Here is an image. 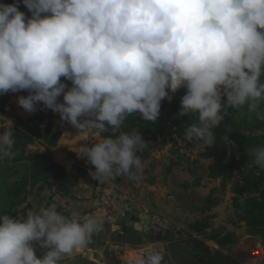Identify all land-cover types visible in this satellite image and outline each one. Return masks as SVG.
Returning <instances> with one entry per match:
<instances>
[{
	"label": "clouds",
	"instance_id": "obj_1",
	"mask_svg": "<svg viewBox=\"0 0 264 264\" xmlns=\"http://www.w3.org/2000/svg\"><path fill=\"white\" fill-rule=\"evenodd\" d=\"M19 3L0 4V95L26 90L17 99L26 112L42 102L79 135L101 137L70 147L98 182L141 179L146 143L120 129L133 114L157 121L182 88L179 116L196 118L188 142L211 144L229 109L246 105L264 121V0H22L31 17ZM14 144L12 130L0 133V160L14 157ZM248 154L264 168V147ZM101 230L98 217L55 204L20 219L0 214V264H60ZM33 242L49 249L42 258ZM162 260L155 251L145 264Z\"/></svg>",
	"mask_w": 264,
	"mask_h": 264
},
{
	"label": "rangeland",
	"instance_id": "obj_2",
	"mask_svg": "<svg viewBox=\"0 0 264 264\" xmlns=\"http://www.w3.org/2000/svg\"><path fill=\"white\" fill-rule=\"evenodd\" d=\"M19 10L31 17L22 0ZM21 95L29 92L0 95V133L12 130L15 138L14 157L0 160V214L20 219L55 204L64 215L75 211L102 222L89 244L60 264H145L155 251L162 264H264V168L248 154L264 147V121L246 105L229 109L211 144L188 142L183 133L196 118L179 116L185 89L170 94L157 121L133 114L120 129L140 133L146 143L137 152L141 179L98 182L87 158L69 147L92 146L101 137L79 135L42 102L26 112L17 103ZM106 127L103 137L111 132ZM33 247L38 258L49 250L38 242Z\"/></svg>",
	"mask_w": 264,
	"mask_h": 264
},
{
	"label": "bare ground",
	"instance_id": "obj_3",
	"mask_svg": "<svg viewBox=\"0 0 264 264\" xmlns=\"http://www.w3.org/2000/svg\"><path fill=\"white\" fill-rule=\"evenodd\" d=\"M71 147V146H70ZM69 147V148H70ZM72 151V150H71ZM72 152H74V151H72ZM138 258V261L140 260V257H138V256H135V254H132V255H129V259H131V260H133V259H137Z\"/></svg>",
	"mask_w": 264,
	"mask_h": 264
},
{
	"label": "trees",
	"instance_id": "obj_4",
	"mask_svg": "<svg viewBox=\"0 0 264 264\" xmlns=\"http://www.w3.org/2000/svg\"><path fill=\"white\" fill-rule=\"evenodd\" d=\"M48 166H53V163L49 164ZM55 176H57V175H55Z\"/></svg>",
	"mask_w": 264,
	"mask_h": 264
},
{
	"label": "crops",
	"instance_id": "obj_5",
	"mask_svg": "<svg viewBox=\"0 0 264 264\" xmlns=\"http://www.w3.org/2000/svg\"><path fill=\"white\" fill-rule=\"evenodd\" d=\"M259 252V251H258Z\"/></svg>",
	"mask_w": 264,
	"mask_h": 264
}]
</instances>
